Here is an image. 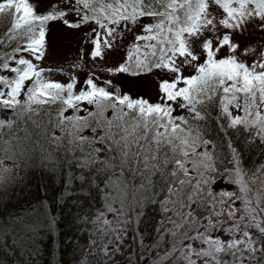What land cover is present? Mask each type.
I'll list each match as a JSON object with an SVG mask.
<instances>
[{
	"label": "snow or ice",
	"instance_id": "6c2138e0",
	"mask_svg": "<svg viewBox=\"0 0 264 264\" xmlns=\"http://www.w3.org/2000/svg\"><path fill=\"white\" fill-rule=\"evenodd\" d=\"M62 2L66 9L53 4L39 14L29 0H0V27L10 22L0 46L18 41L11 52H0V69L14 74L0 75V114L11 113L0 118V185L16 166L5 165L6 159H31L39 151L42 163H66L81 171L78 179L98 189L103 185L105 207L118 218L116 227L102 220L108 226L104 235L111 231L119 239L121 225L128 223L120 218L139 209L138 218L147 205L158 204L163 219L151 245L156 250L152 264H264V164L250 174L229 138L232 167L221 172L217 146L205 138L201 123L215 108L216 119L227 122L220 125L226 136L227 129H242L247 144H264V50L249 63L240 56L255 49L241 50L231 40L232 32L243 34L250 24L264 31V0ZM212 6L222 10L219 20ZM69 12L76 21L66 19ZM143 18L152 21L136 37L144 44L134 43L126 61L108 71L170 74L159 81L156 103L109 91L110 81L101 86L91 77L77 92L75 79L67 84L46 80L31 60L16 58L22 52L43 57L49 21L61 20L70 28L94 23L91 55L100 57L112 48L121 24L128 27ZM221 28L231 31L205 35ZM185 66L194 70L191 75H184ZM173 105L187 115H174ZM69 109L72 114L65 115ZM221 179L235 189L214 190ZM17 223L24 232L32 230L22 220ZM102 250L107 255V245Z\"/></svg>",
	"mask_w": 264,
	"mask_h": 264
},
{
	"label": "trees",
	"instance_id": "16d2710c",
	"mask_svg": "<svg viewBox=\"0 0 264 264\" xmlns=\"http://www.w3.org/2000/svg\"><path fill=\"white\" fill-rule=\"evenodd\" d=\"M29 3L35 6V11L39 14L49 11L53 4H57L59 8H67L62 0L47 2L29 0ZM151 22V18H143L140 23L135 24L140 27V35L145 34L142 25ZM8 26L10 22L5 20L0 27V35ZM17 43L18 41H13L11 45L0 46V52H11ZM135 43L144 44V41ZM28 54L27 52L17 53L16 58L23 56L29 59ZM9 63L12 67L16 66L14 60ZM38 70H43L42 75L49 81H55L57 75L76 79V73L67 68L40 67ZM6 71L8 70L0 69V75H14L13 73L5 74ZM88 76L92 78L90 74ZM105 82L107 81H104L102 86ZM110 82L109 91L119 89L121 94L130 95L122 91L117 83ZM159 101L160 98L151 103ZM84 106L90 107L87 104ZM173 107L174 115H187L178 106L173 105ZM208 112L210 113L208 119L201 123L205 128V138L213 141L217 146L216 153L223 161L217 165L221 172L225 167H232L228 163L230 155L227 140L229 138L240 152L242 164L250 174L259 165L264 164V144H260L259 141L251 145L247 144L246 134L242 129L239 131L227 129L226 136L220 125H226L227 122L223 118L216 119L219 115L218 109L209 108ZM71 114V109L65 113V115ZM80 114L84 115L83 112ZM10 115V112H6L0 114V118H7ZM4 163L9 167L14 164L16 166L12 167L11 173L5 174L6 180L0 185V264H111V259L123 260L133 251L134 233L144 244L150 243L155 238L163 214L158 204H150L145 207L144 214L138 218L139 209L130 211L133 212V215L131 213L133 229L121 238L115 256L105 258L96 249L91 248L90 236V230L97 216L106 210L104 193L100 190L103 188L102 184L98 189L87 179H78L81 171L74 166L69 167L66 163L58 165L47 161L42 163L39 151L31 159L15 161L6 159ZM83 174L88 176L87 171ZM18 220L31 225L32 230L22 231L18 227Z\"/></svg>",
	"mask_w": 264,
	"mask_h": 264
},
{
	"label": "rangeland",
	"instance_id": "374dc122",
	"mask_svg": "<svg viewBox=\"0 0 264 264\" xmlns=\"http://www.w3.org/2000/svg\"><path fill=\"white\" fill-rule=\"evenodd\" d=\"M41 1L47 2L51 0ZM210 10L217 20L222 18V10L217 9L215 6H212ZM66 19L69 21H76L77 17L75 14L68 13ZM47 26V37L45 39L43 57L40 60H36L30 53L28 54L29 60L36 65L37 69L40 67H55L67 68L74 71L76 73L75 91L77 92L82 87H86L84 82L89 78L88 74H90L94 82L98 85L102 86L104 81H112L117 83L122 91L130 93L132 97H142L149 102L160 98L159 81L161 79L170 78V74L165 71L154 70L151 73H144L138 76L108 71V69L118 67L119 64L125 61L129 48L137 41L136 37L140 35L141 31L139 26L129 25L128 27H124V25L121 24L117 28L115 39L112 41V48L103 49V54L100 57H93L91 55L94 48L92 43V39L94 38L92 29L97 27L94 23L82 25L79 28H70L61 20H56L50 21ZM100 31L103 35V30ZM225 31L231 30H224L221 28L218 33H206L205 35L220 36ZM231 40L233 43L239 44L241 50L249 46L255 49V53L251 56H240L241 59H247L249 63H251V60L258 55L261 50H264V31H260L251 24L248 25L247 30L243 34L232 32ZM193 48L197 53L200 52L198 46L193 45ZM226 52L227 48L221 50L219 55L223 56ZM237 55H240V53L238 52ZM193 71V69L187 66L183 68L185 76L191 75ZM10 73L11 72L9 70L5 72V74ZM54 80L62 84H67L72 79L68 76L57 75ZM255 170L253 172H255ZM213 187L214 190L217 191L221 188H225L229 191L235 189L234 185L226 183L223 179L219 180ZM114 206L119 207L118 204ZM102 213H104V216L100 220L97 219L100 215L97 216L94 226L90 230L92 242L91 248H94V250L96 249V251L105 258H112L115 256L117 245L119 244L121 238L129 230L133 229V212L128 211L126 216L120 218L127 220L128 223L121 225L124 231L120 233L119 239H117L116 235L111 231H109L107 235L103 234V229L108 226L104 225L102 220L107 219L112 221V227H116V221L118 219L116 214L108 212L107 209ZM133 236L135 244L133 251L123 260L113 261L111 259V264H152V261L155 258L156 250L151 249V245L156 242L158 233H156L153 241L148 244L142 243L136 233H134ZM105 245H107V255L102 250Z\"/></svg>",
	"mask_w": 264,
	"mask_h": 264
}]
</instances>
